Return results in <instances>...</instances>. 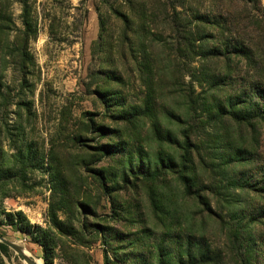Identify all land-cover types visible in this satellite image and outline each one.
Returning <instances> with one entry per match:
<instances>
[{"label": "rangeland", "instance_id": "obj_1", "mask_svg": "<svg viewBox=\"0 0 264 264\" xmlns=\"http://www.w3.org/2000/svg\"><path fill=\"white\" fill-rule=\"evenodd\" d=\"M0 236L264 264V0H0Z\"/></svg>", "mask_w": 264, "mask_h": 264}, {"label": "water", "instance_id": "obj_2", "mask_svg": "<svg viewBox=\"0 0 264 264\" xmlns=\"http://www.w3.org/2000/svg\"><path fill=\"white\" fill-rule=\"evenodd\" d=\"M0 242L7 245L9 248L13 249L17 254H19L23 260L27 263V264H37V262L32 259L30 256H27L23 247L15 244L13 241L0 236Z\"/></svg>", "mask_w": 264, "mask_h": 264}, {"label": "bare ground", "instance_id": "obj_3", "mask_svg": "<svg viewBox=\"0 0 264 264\" xmlns=\"http://www.w3.org/2000/svg\"><path fill=\"white\" fill-rule=\"evenodd\" d=\"M16 239V238H15ZM15 239H11V241H13L15 244H17V245H19V246H21V247H23V249H24V251H25V253H26V255L27 256H30L32 259H34L36 262H37V264H41V261L38 259V258H36L35 256H34V254L32 253V252H30L28 249H27V246H24V245H21L19 242H17ZM10 240V239H9ZM26 263V262H25Z\"/></svg>", "mask_w": 264, "mask_h": 264}, {"label": "trees", "instance_id": "obj_4", "mask_svg": "<svg viewBox=\"0 0 264 264\" xmlns=\"http://www.w3.org/2000/svg\"><path fill=\"white\" fill-rule=\"evenodd\" d=\"M233 112L235 111L233 110ZM249 118H251V116H249ZM41 245H43V249L47 253L48 252L47 246H45L44 244H41ZM0 250L8 254L9 247L3 243H0Z\"/></svg>", "mask_w": 264, "mask_h": 264}]
</instances>
